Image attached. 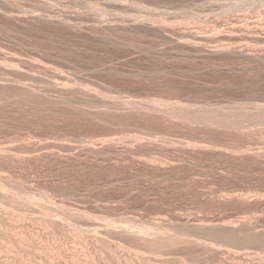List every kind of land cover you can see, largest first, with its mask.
<instances>
[{
	"label": "rangeland",
	"instance_id": "rangeland-1",
	"mask_svg": "<svg viewBox=\"0 0 264 264\" xmlns=\"http://www.w3.org/2000/svg\"><path fill=\"white\" fill-rule=\"evenodd\" d=\"M155 100L262 107L264 0H0V184L10 197L0 196V260L228 264L119 234L154 227L239 250L194 226L264 232V109L230 129L185 122ZM262 251L248 264H264Z\"/></svg>",
	"mask_w": 264,
	"mask_h": 264
},
{
	"label": "bare ground",
	"instance_id": "bare-ground-1",
	"mask_svg": "<svg viewBox=\"0 0 264 264\" xmlns=\"http://www.w3.org/2000/svg\"><path fill=\"white\" fill-rule=\"evenodd\" d=\"M47 4V3H46ZM45 5V4H44ZM49 5V3H48ZM94 8V7H93ZM170 28V27H169ZM161 29V28H160ZM165 29V28H164ZM171 29V28H170ZM166 30V29H165ZM168 32V31H167ZM172 32V31H170ZM174 32V31H173ZM174 34V33H173ZM177 35V34H176ZM191 35V34H190ZM182 37V35H181ZM201 40V39H200ZM197 42V41H196ZM185 44V43H184ZM187 44V43H186ZM196 44V43H195ZM198 44V43H197ZM190 46V45H189ZM12 70H15V69H12ZM11 70V72H12ZM16 73V72H15ZM18 73V72H17ZM52 86L54 88L57 89V91L59 92H62V91H66L68 90L66 85L63 83V80L60 79L59 77H56V82H53L52 83ZM30 93V92H29ZM170 103V102H169ZM168 102H164L163 100H159V101H153V105L152 106H164L166 108V106L168 105H171L169 107H172V110L170 109L169 111L172 113L173 116H176V117H180L182 119H184V121L186 122L187 121H193V122H203V123H213L211 125H219V126H223V127H229L230 129H232L231 127H241L243 126L249 119H252L255 115H256V111H258L259 109L263 110L264 109V105L262 107H259V106H256L254 105L252 107V109L255 110H252V109H245V108H241V107H237V108H228L227 110H225L224 108H212V107H198V108H195L193 107L192 105H183V103L179 104V103H175V104H169ZM152 104V103H151ZM165 108H162V109H165ZM263 108V109H262ZM156 109V108H155ZM158 109V108H157ZM159 111V110H158ZM169 111H166L165 112H169ZM264 111V110H263ZM164 112V113H165ZM169 112V113H170ZM260 112V110H259ZM166 115V113H165ZM252 117V118H251ZM179 119V118H178ZM254 120V119H253ZM184 122V123H185ZM252 122V121H251ZM201 127V126H200ZM215 127V126H214ZM218 127V126H217ZM244 127V126H243ZM225 128V129H226ZM223 129V128H222ZM237 130V129H236ZM240 130V129H239ZM30 144V143H28ZM43 144V143H42ZM37 145V144H36ZM56 145V144H55ZM27 146V145H26ZM39 146V145H37ZM44 146V144H43ZM29 147V146H28ZM46 147V146H45ZM55 147V146H54ZM67 147V146H66ZM41 148V147H40ZM43 148V147H42ZM20 157V156H19ZM24 159V158H23ZM2 184H0V193H2L1 191L5 190L3 186H1ZM7 189V188H6ZM5 192V191H4ZM13 193H14V188H13ZM19 193V192H18ZM17 193V194H18ZM21 193V192H20ZM5 194V193H4ZM22 194V193H21ZM6 195V194H5ZM2 194H0V196H3V198L5 200H7L8 198L10 197H7V195L5 196ZM15 195V194H14ZM20 195V194H19ZM18 195V196H19ZM9 196V194H8ZM23 195H21L22 197ZM13 197V196H11ZM20 197V199H21ZM30 197V196H29ZM2 199V197H0ZM15 198V197H14ZM18 198V197H17ZM32 198V197H31ZM31 198H28V196L26 198H23L22 197V200L24 199V201H22L23 203V206H29L31 203ZM14 200V199H13ZM12 200V202L14 203V201ZM8 201V200H7ZM10 201V200H9ZM16 201V200H15ZM21 201V200H20ZM33 201V200H32ZM19 202V201H17ZM21 203V205H22ZM35 203V202H34ZM19 204V203H18ZM20 205V204H19ZM32 205H30L29 207H31ZM4 207V206H3ZM21 207V206H19ZM15 208V207H12V209ZM24 208V207H23ZM18 209V208H17ZM44 209V208H43ZM47 209V208H46ZM1 207H0V211H1ZM27 210V208H26ZM15 211V210H14ZM34 211V210H33ZM31 210V212H33ZM36 211V210H35ZM3 212V210H2ZM5 212V211H4ZM12 212V211H11ZM70 212V211H69ZM40 213V212H39ZM43 213V212H41ZM16 215V214H15ZM7 216V215H6ZM21 216V215H20ZM12 217V216H11ZM16 217V216H15ZM23 217V216H22ZM9 218V217H8ZM13 219V218H11ZM18 220V219H17ZM55 220V219H54ZM58 220V219H57ZM217 220V219H216ZM243 220V219H242ZM246 220V219H245ZM11 221V220H10ZM56 221V220H55ZM244 221V220H243ZM8 222V221H7ZM264 222V221H263ZM51 223V222H50ZM56 223V222H54ZM64 223V222H63ZM62 223V224H63ZM257 223V222H256ZM110 224V223H109ZM253 224H255L253 222ZM258 224V223H257ZM66 225V223H65ZM111 225V224H110ZM32 226V225H31ZM95 226V225H94ZM134 226V225H133ZM241 227H236V226H232L230 224H228L227 222L223 221V220H217V221H204L202 220L201 222L197 223L195 226H194V229L195 230H198L200 232H203L202 235H209L212 236L213 238H218L222 241H227V242H231V243H234V244H238L239 245V250L242 249L243 251H239V250H233V249H222L220 247H215L216 245L212 244V243H206V242H202V241H197V240H191L188 238V240H185V239H182L180 237H178L176 234H172V235H169L167 234V236H165L164 234L168 233H163L161 232L159 229H155L153 226V228H148L146 229V227L143 229V228H137L133 231H130L129 228H123L122 232H120V236L127 240V241H130L132 242V244H135L137 246H142L148 250H152L154 253H156V251L158 250H163L164 248H169L171 246H174V245H177V244H186L188 246H195L199 249H203V251H206V253L209 251L211 252V254H215L216 256L217 255H222V256H226V257H223L222 259L224 261H226L228 264H248L249 262H251L252 260L255 259V257L257 258L259 256V254L261 253L262 250H264V232L263 231H258V230H255L254 225H252V222H243L240 224ZM257 226V225H255ZM26 227V226H25ZM91 227V226H90ZM121 227V226H120ZM118 227V229L120 228ZM132 227V226H130ZM65 228V227H64ZM122 228V227H121ZM120 228V229H121ZM160 228V227H158ZM63 229V228H62ZM96 230V228H94ZM93 229V230H94ZM6 230V229H5ZM29 230V229H28ZM90 230V229H89ZM88 230V231H89ZM98 230V229H97ZM8 231V230H7ZM87 231V229H86ZM87 231V232H88ZM103 231V230H102ZM109 231V230H108ZM113 231V230H112ZM10 232V231H9ZM75 232V231H74ZM91 232H93L91 230ZM96 232V231H95ZM101 232V231H100ZM115 232V231H114ZM97 233V232H96ZM94 234V235H98L97 234ZM109 233V232H108ZM93 234V233H92ZM103 234V233H101ZM115 234V233H114ZM117 234V232H116ZM22 235V237H21ZM20 235V238H17L18 241L17 243V246H19L22 251L24 249L23 252H26V248L24 247L25 246V239L23 238V234ZM26 235V234H25ZM104 235V234H103ZM32 236V235H31ZM8 237V236H7ZM104 237V236H103ZM206 237V236H205ZM208 237V236H207ZM28 240V239H27ZM33 240V239H32ZM124 240V241H125ZM199 240V239H198ZM30 241V240H29ZM27 241V242H29ZM34 241V240H33ZM31 242V241H30ZM36 242V241H35ZM129 242V243H130ZM13 243V242H12ZM32 243V242H31ZM27 244V243H26ZM29 244V243H28ZM185 245V246H186ZM232 245V244H231ZM5 246V245H4ZM30 246V245H29ZM106 246V245H105ZM117 246V245H115ZM242 246V247H241ZM11 247V246H10ZM9 247V248H10ZM28 247V245H27ZM35 247V246H34ZM122 247V246H121ZM175 247V246H174ZM173 247V248H174ZM178 247V246H177ZM1 248V247H0ZM4 248V247H3ZM13 248V247H12ZM11 248V249H12ZM29 248V247H28ZM42 248V247H41ZM117 249L120 250H123L125 248H120L119 246L116 247ZM14 249V248H13ZM30 249V248H29ZM36 249V248H35ZM171 249V248H170ZM194 249V248H193ZM32 250V249H31ZM195 250V249H194ZM193 250V251H194ZM17 251V250H16ZM40 251V249H39ZM44 251V250H43ZM151 251V252H152ZM164 251V250H163ZM1 252V251H0ZM21 252V251H20ZM29 251L26 252V254L28 253ZM33 252V251H32ZM126 252V251H125ZM161 252V251H160ZM192 252V251H191ZM190 252V253H191ZM208 252V253H209ZM5 253V252H3ZM15 253V252H14ZM38 253V252H37ZM123 253V252H122ZM158 253V252H157ZM263 253V251H262ZM12 254V253H10ZM19 255V251L17 253ZM21 254H24V253H21ZM20 254V256H22ZM144 254V253H142ZM1 255V254H0ZM13 255V254H12ZM15 255V254H14ZM13 255V256H14ZM121 255V254H120ZM197 255V253L195 254V256ZM3 256V255H2ZM6 256H7V253L5 254V259H6ZM8 256H11L9 255V252H8ZM7 256V258H8ZM12 256V257H13ZM19 256V257H20ZM25 256H28L25 255ZM194 256V255H193ZM201 256V255H200ZM18 257V256H17ZM30 257V256H29ZM3 258V257H1ZM23 258V257H22ZM26 258V257H25ZM213 258V257H212ZM260 259V257H258ZM4 259V258H3ZM9 259V258H8ZM7 259V260H8ZM12 259V258H11ZM28 259V257L26 258ZM6 260V261H7ZM22 262L24 259H21ZM42 260V259H41ZM41 260L39 261L41 264ZM45 260V259H44ZM261 260V259H260ZM264 260V259H262ZM2 261V259L0 260ZM5 261V260H4ZM5 261V262H6ZM10 262V260H8ZM12 261V260H11ZM20 261V260H19ZM18 261V262H19ZM26 261V260H25ZM24 261V262H25ZM28 261V260H27ZM31 261V260H30ZM37 261V260H36ZM43 261V260H42ZM127 261V260H126ZM183 261V260H182ZM5 262H1L3 264H6ZM0 263V264H1ZM34 263V262H33ZM38 263V262H37ZM39 263V264H40ZM127 263V262H126ZM125 263V264H126ZM10 264V263H9ZM31 264V262H30Z\"/></svg>",
	"mask_w": 264,
	"mask_h": 264
}]
</instances>
